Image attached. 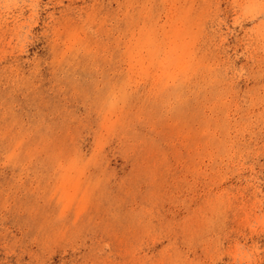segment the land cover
<instances>
[{"label": "rangeland", "instance_id": "obj_1", "mask_svg": "<svg viewBox=\"0 0 264 264\" xmlns=\"http://www.w3.org/2000/svg\"><path fill=\"white\" fill-rule=\"evenodd\" d=\"M0 264H264V0H0Z\"/></svg>", "mask_w": 264, "mask_h": 264}]
</instances>
